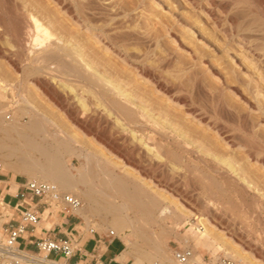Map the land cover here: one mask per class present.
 <instances>
[{"label":"bare ground","instance_id":"obj_1","mask_svg":"<svg viewBox=\"0 0 264 264\" xmlns=\"http://www.w3.org/2000/svg\"><path fill=\"white\" fill-rule=\"evenodd\" d=\"M102 1L0 0V33H7L9 46L21 49V56L25 57L29 67L24 70L26 75L49 76L47 81L39 80V85L51 102L117 159L109 158L93 166L91 161L96 159L97 153L94 155L82 145L77 146L73 134L70 135L51 116L30 102L22 99L25 105L19 97L12 96L14 85L0 76V161L12 173L25 171L30 180L52 182L60 189L71 191L68 194L81 201V206L75 210L82 213L81 210L88 207L90 213L100 218V229L109 225L114 232L127 233L128 230L135 235L150 231V240L159 250L167 235L166 221L178 220L176 227L186 216L183 209L173 206L175 201L171 191L178 190L185 200L194 201L180 187V183H184H179L180 175L191 169L190 157L178 153L174 146L197 156L209 168H212L211 160L215 171L227 177L235 176L244 189L255 185L241 175L242 168L229 156L205 142L208 137L194 134L190 125L210 126L216 142L234 146L233 136L208 123L203 110L193 101L191 91L199 84L197 78L193 76L184 81L181 76H158L144 63L145 57L140 50L128 41V12L103 9ZM190 2L211 18L222 32H227L218 14L219 8L225 10L223 0H207L205 4L199 0ZM235 18L230 21L236 22ZM176 20L183 22L179 17ZM242 29L226 35L238 43L241 64L245 62L264 86V48H259L256 42L250 44L251 35ZM231 56L239 59L237 55ZM163 58L167 60L166 55ZM36 63L40 65L36 66ZM229 79L225 77L224 83L228 84ZM235 81L239 82L238 75H235ZM230 87L257 111L259 123L264 124L261 87L258 85L250 90V96L235 84ZM9 106L12 107L7 110ZM85 150L86 155L83 154ZM256 152L262 153L263 149ZM247 153L250 162L264 171V155L258 158L250 151ZM72 155L81 160L78 168L66 163V157ZM98 172L102 174L100 184L95 181ZM149 223L161 226L162 230L159 233L154 229L146 231L144 227ZM203 228L200 234L193 232L192 240L196 244L210 245L213 229L205 224ZM128 245L134 244L128 241ZM0 253L12 256L3 250L1 242ZM194 254L193 251L183 264H194ZM124 255L133 257L132 264H148L139 253L126 250ZM42 258L20 259L31 264H60ZM165 263L166 259H161L160 264Z\"/></svg>","mask_w":264,"mask_h":264},{"label":"rangeland","instance_id":"obj_2","mask_svg":"<svg viewBox=\"0 0 264 264\" xmlns=\"http://www.w3.org/2000/svg\"><path fill=\"white\" fill-rule=\"evenodd\" d=\"M103 1L101 3L103 9L112 8L120 13L128 12L130 23L127 28L130 33L128 41L140 50L141 55H144L142 57H145L144 63L158 76H167L168 78L181 76L184 81L193 76L197 78L199 84L197 82V87L191 91L193 101L203 110L208 123H211L213 127H219L231 137L233 136L234 146L221 144L220 141L216 142L212 136L214 133L209 130L210 126L190 125L194 134L208 137L205 142L219 153L229 156L236 165L242 168L241 175L248 178L251 185L255 186L244 189L241 183L234 179L235 176L227 177L215 171L211 160L209 163L212 168H209L197 156L174 146L178 153L190 157L188 162L191 169L187 174L180 175L179 183H184V185L180 183V187L184 190L183 192L191 195L194 201L185 200L178 190L171 191V198L175 201L173 206L176 205L183 209L186 216L176 227L178 220L169 219L166 221L167 235L159 250L150 240L151 232L148 231L154 229L156 233H159L162 230L159 225L149 223L144 227L148 232L137 235L131 234L128 230L127 233H117L109 225H104L100 229V218L90 213L86 206L81 210L82 213L78 210L70 212L76 214L82 226L89 230L92 228L111 237L120 236L124 240L127 250L133 254L139 253L143 262L148 264H160L161 259H166L165 264H183L178 262L174 256V250L183 246H189L194 253L196 252L194 264H220L219 259L226 260L225 264L228 262L264 264V171L258 170L256 164L250 162L249 156L247 157L249 151L253 155L256 154L255 156L258 158L264 155V124L259 123L260 118L257 111L250 108L230 87L235 84L241 92L248 96L249 91L259 85L263 91L261 94L263 98L264 86L260 85L262 80L257 77V74L251 72L245 62L241 64L242 57L240 58V55L237 54L238 43L228 39L226 35V33L230 35L237 29L243 28L244 33L251 35L250 44L255 45L254 42H256L259 48H264L262 47L264 46V0H223L225 10L219 8L218 14L223 19L221 20L223 25L227 28L226 33L222 32L220 27L214 24L213 20L201 12L197 6H194L190 0ZM199 1L207 3V0ZM175 16L182 18L183 22H178ZM233 18L236 19V22H231ZM258 28L259 30H257ZM0 46L3 50L0 53V76L9 84L14 85V89L10 93L12 96L19 97L25 105V101L30 102L39 111L51 116L50 118L54 119L70 135L73 134L71 136H74L73 139L78 143L77 146L82 145L88 151H92L94 155L97 153L98 156H94L96 159L91 161L93 166L109 158L117 159L100 141L85 134L80 127L67 118L65 111L51 102L47 93L39 85V80L47 81L50 79L49 76L26 75L24 70L29 69L26 66L27 60L21 56L22 52L18 46H9L7 33H0ZM5 55H9L10 58ZM165 55L167 60L163 58ZM231 55H237L239 59ZM35 65L40 64L36 63ZM235 75H238L239 82L235 81ZM225 77H230L228 84L223 81ZM262 77H264V72H262ZM11 107L9 106L7 110ZM26 120L25 117L24 122ZM99 128H102V125ZM108 129L110 130L109 127ZM258 148L263 149V154L256 152L259 150ZM86 150L83 152L85 155L88 154ZM42 159L43 157H41ZM66 163L78 168L81 165V160L76 155H72L66 157ZM0 166L10 176L12 174L16 176L17 181L30 179L29 174L25 171L12 173L1 161ZM72 171L76 172L74 168ZM96 175L97 183H95L100 184L102 174L100 175L98 172ZM61 191L71 193L68 189L61 188ZM78 193L76 192V194ZM5 201L13 204L16 199L8 196ZM4 215L5 212L0 213L1 234H3L2 222L7 220ZM199 218L201 221L198 220ZM197 220L209 226L211 230L213 229L212 236H210L211 233L209 234L210 245L196 244L192 240L193 232L200 234L204 231V228H200L199 232ZM128 241L134 245H128ZM2 255L0 253V264H14L10 258ZM133 261L134 259L131 263Z\"/></svg>","mask_w":264,"mask_h":264},{"label":"crops","instance_id":"obj_3","mask_svg":"<svg viewBox=\"0 0 264 264\" xmlns=\"http://www.w3.org/2000/svg\"><path fill=\"white\" fill-rule=\"evenodd\" d=\"M19 182L13 174L10 176L8 173L7 176L0 177V195L5 198L12 196L16 199L15 203L10 204L13 207V227L17 225L20 217L19 211L14 208L18 201L22 203L18 207L20 210L36 205L35 209L41 217L36 225L29 224L25 232L20 234L16 240L21 249L37 253L39 252L37 242L42 237L48 236L59 240L65 238L66 235L80 234L82 239L79 242V248L70 259L55 253H52L51 257L63 264H132L133 257L124 255L127 247L120 236L111 237L96 230L91 232L87 227L82 226L76 214L68 210L41 205L36 198L31 199L28 194L22 198L19 194L23 192V189L19 187Z\"/></svg>","mask_w":264,"mask_h":264},{"label":"built area","instance_id":"obj_4","mask_svg":"<svg viewBox=\"0 0 264 264\" xmlns=\"http://www.w3.org/2000/svg\"><path fill=\"white\" fill-rule=\"evenodd\" d=\"M8 173H5L3 168L0 166V177L7 176ZM19 187L23 189L19 195L22 198L25 197L26 194L29 195L31 199L36 198L38 203L41 205H45L47 207H53L60 210H68L72 211L81 206V201L68 193L61 191L58 186L52 182L48 181H38V180H30L25 179L24 181L19 182ZM17 195V196H19ZM56 204V205H55ZM22 203L19 201L14 206L16 210L19 211V220L15 227L12 225L13 220V211L10 203L5 201V197L0 195V213L5 212L6 221L3 222V234L0 237V242L3 243V250L7 253L12 254V256H5L6 258H10V261L14 264L24 263L20 258L22 257H40L45 258L50 261H56L51 257L52 253L61 255L66 259H70L75 252L79 248V242L81 241V235H66L63 239H54L48 236L40 238L37 242L38 250L37 253H32L21 249L16 240L27 229V226L36 225L41 217L36 211L35 206L30 205L27 208H23L20 210ZM197 228H203L201 222L197 220ZM8 226H11L8 228ZM90 231H94V229H90ZM193 254V250L189 246L177 247L174 250V256L180 263H186ZM220 264L227 263L226 260L219 259ZM59 263V262H58ZM97 264V263H96ZM107 264V263H100ZM228 264H235L232 262H228Z\"/></svg>","mask_w":264,"mask_h":264}]
</instances>
